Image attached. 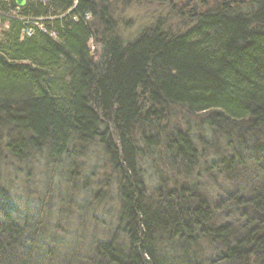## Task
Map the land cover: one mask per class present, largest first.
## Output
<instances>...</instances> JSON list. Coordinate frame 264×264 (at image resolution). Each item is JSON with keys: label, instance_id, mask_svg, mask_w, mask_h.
Wrapping results in <instances>:
<instances>
[{"label": "trees", "instance_id": "16d2710c", "mask_svg": "<svg viewBox=\"0 0 264 264\" xmlns=\"http://www.w3.org/2000/svg\"><path fill=\"white\" fill-rule=\"evenodd\" d=\"M132 1L0 0V264H264V0H135L170 10L125 42ZM91 143L116 178L122 237L103 242L62 227L51 195ZM42 151L46 192L29 186Z\"/></svg>", "mask_w": 264, "mask_h": 264}, {"label": "rangeland", "instance_id": "374dc122", "mask_svg": "<svg viewBox=\"0 0 264 264\" xmlns=\"http://www.w3.org/2000/svg\"><path fill=\"white\" fill-rule=\"evenodd\" d=\"M120 5L121 6L116 10V15L118 17L116 34L125 42L133 40L143 30L149 28L162 13L170 10L166 4L148 1L137 4L136 1L133 0L132 3L127 5ZM184 5L185 8H192L190 0H187ZM17 12L18 11H15V14ZM12 14L14 15V13ZM38 25L41 26L42 24ZM34 26H36V24ZM72 145L73 144H71L69 148H71ZM100 146L99 143H91L90 145L77 144L76 147L79 151L83 149L86 157L82 158L80 156H75V160L70 158V162H66L64 165L65 169L61 168V171L66 172L74 170V168L82 167L80 176L73 180L72 184L68 185L62 180L61 176L58 175L59 178L55 177L54 179L52 185L53 193L51 195H53V203L55 205L53 211L55 214H58V212L63 213L64 217L61 218L68 221V225L63 223L62 227L69 226L70 231H75L77 229L83 230V233L87 236L86 240L93 239L94 241L103 242L109 241L108 239L118 235L116 233L118 232V227H120V221L118 218L117 190L113 185V180L115 179L116 181V178L111 172V166L107 162L106 153ZM43 155L42 151L38 155H34V159L31 161L32 163H35V161L38 162V165L34 166V179L31 178L32 180L29 183L33 191L43 190L46 192L48 189V177L45 178V171L39 167V165H43V162L39 164ZM73 163H77V167H75ZM142 164L146 184L148 183V190L154 191L158 185L157 177L153 174L154 171L150 169L148 161L144 160ZM21 169L23 171L18 174V180L13 187L18 191L20 190V195L22 193L21 190L26 189L25 186L21 185V182L24 181L28 166L23 164ZM5 171L10 174V171L7 169ZM65 172L61 173L65 176ZM107 178H110L109 182L111 185L106 186L104 184L102 186L103 188H101V184ZM11 184L13 185V183ZM11 184H9V186H11ZM6 185L8 186V183ZM100 191L103 192L99 194ZM41 193L37 194L42 195ZM60 194L66 196L67 200H71V210L69 212L68 209L70 208L66 206V204H61L59 200ZM119 233L118 238L122 237L121 232Z\"/></svg>", "mask_w": 264, "mask_h": 264}, {"label": "bare ground", "instance_id": "6f19581e", "mask_svg": "<svg viewBox=\"0 0 264 264\" xmlns=\"http://www.w3.org/2000/svg\"><path fill=\"white\" fill-rule=\"evenodd\" d=\"M27 3V2H26ZM78 4V0H73V5H72V7L69 9V11L67 12V13H69V12H71L75 7H76V5ZM26 5V4H25ZM24 5V6H25ZM23 6V7H24ZM194 6L195 7H197V3H194ZM22 8V7H21ZM6 14L5 13H1L0 12V16H5ZM21 20H23V22H24V19L22 18ZM35 22H37V21H35ZM8 26L6 25V23H4V24H0V32H2L4 29H6ZM25 27H26V25H25ZM27 28V27H26ZM26 28H24L22 31H23V33H24V31H25V29ZM33 35V34H32ZM31 35V36H32Z\"/></svg>", "mask_w": 264, "mask_h": 264}, {"label": "built area", "instance_id": "2783aa9c", "mask_svg": "<svg viewBox=\"0 0 264 264\" xmlns=\"http://www.w3.org/2000/svg\"><path fill=\"white\" fill-rule=\"evenodd\" d=\"M36 24V26L39 28V29H41V30H44L45 29V27L44 26H39L38 24L39 23H35ZM24 32H27L28 33V35H32L33 34V29L30 27V28H26L25 29V31ZM92 49H94V47H92Z\"/></svg>", "mask_w": 264, "mask_h": 264}, {"label": "water", "instance_id": "95a60500", "mask_svg": "<svg viewBox=\"0 0 264 264\" xmlns=\"http://www.w3.org/2000/svg\"><path fill=\"white\" fill-rule=\"evenodd\" d=\"M14 2L18 8H21L26 4L27 0H14Z\"/></svg>", "mask_w": 264, "mask_h": 264}]
</instances>
